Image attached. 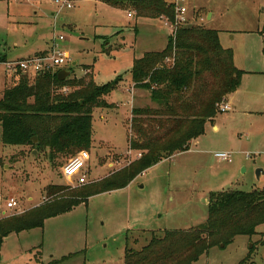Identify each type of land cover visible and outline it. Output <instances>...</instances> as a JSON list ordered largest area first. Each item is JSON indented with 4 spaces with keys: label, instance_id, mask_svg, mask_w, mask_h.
<instances>
[{
    "label": "rangeland",
    "instance_id": "obj_1",
    "mask_svg": "<svg viewBox=\"0 0 264 264\" xmlns=\"http://www.w3.org/2000/svg\"><path fill=\"white\" fill-rule=\"evenodd\" d=\"M67 2L71 8L61 9L54 0H0L1 61L33 59L48 54L55 44L70 56L71 63L62 66L70 73L67 79L84 77L89 66L97 85L120 77L124 81L106 97L112 108L96 109L93 115L94 148L89 151L86 185L64 178L71 158L52 162L46 149L5 146L0 141V196L15 197L23 207L20 215L7 220L27 218L39 207L65 209L71 198L81 197L82 187L130 174L141 159L130 147L131 140L142 139L132 128V96L126 82L134 61L162 50L173 30L162 21L137 18L128 5ZM178 3L188 11L185 27L219 30L221 45L233 50L235 66L245 72L240 88L222 100L232 111L218 112L189 151L147 169L127 188L93 195L71 212L48 219L42 229L9 235L0 247V264H125L127 249L140 250L152 234L187 232L206 223L212 193L264 190V175L257 177L258 169L264 171V0ZM17 82L0 64V99ZM149 99L133 109H158ZM148 124L160 129L155 122ZM215 125L219 130L214 131ZM220 152L231 153L233 163L220 162L215 157ZM53 185L64 188L56 199L47 195ZM249 256L246 264H264V225L253 237L239 236L227 247L212 248L195 264H241Z\"/></svg>",
    "mask_w": 264,
    "mask_h": 264
},
{
    "label": "trees",
    "instance_id": "obj_2",
    "mask_svg": "<svg viewBox=\"0 0 264 264\" xmlns=\"http://www.w3.org/2000/svg\"><path fill=\"white\" fill-rule=\"evenodd\" d=\"M96 1L115 8L128 5L137 18H166L171 22L175 18L173 1ZM219 35V31L202 26L182 27L176 38L170 37L164 51L150 52L135 60L131 69L135 88L149 91L152 102L159 107L132 112V128L142 139L130 142L131 149L142 154L135 169L130 174L82 187L81 197L71 198L72 203L65 209L39 207L27 218L1 221L0 247L9 235L42 229L48 219L71 212L93 195L125 189L147 169L188 151L191 142L205 134L206 124L216 118L217 105L240 88L245 75L235 66L233 50L221 46ZM5 62L0 59V63ZM90 70L86 66L84 77L64 81L58 79L61 70L38 75L34 83L30 76L22 75L0 99L1 143L36 151L46 149L52 162L89 152L93 143V113L96 109L112 108L106 97L123 81L120 77L113 83L97 85ZM65 88L73 91L67 95L59 93ZM148 121L155 122L160 129L146 125ZM62 190L60 186H49L47 195L56 199ZM262 225L264 190L212 193L206 223L187 232L152 234L150 242L140 250L127 249L125 264H195L212 248L221 244L227 247L239 236H255ZM71 258L65 257L62 262Z\"/></svg>",
    "mask_w": 264,
    "mask_h": 264
},
{
    "label": "built area",
    "instance_id": "obj_3",
    "mask_svg": "<svg viewBox=\"0 0 264 264\" xmlns=\"http://www.w3.org/2000/svg\"><path fill=\"white\" fill-rule=\"evenodd\" d=\"M55 3L61 4V9L71 8L72 5L67 0H54ZM179 0H174L175 4V18L171 22L166 18V25L173 30V39L176 38L177 31L189 24L188 11L185 7L181 6ZM61 41L63 37L59 38ZM170 62V60H168ZM71 63L70 56L67 53L62 52L54 44L52 50L48 54L39 55L33 59L19 60L5 63L9 71L10 78H14L19 81L22 75L37 77L47 73H57L62 69V66ZM218 112H230L232 108L227 105L225 101L218 105ZM142 154L138 153L137 157L141 158ZM215 157L220 162L232 164L233 155L231 153L220 152L216 153ZM90 161V155L88 152H81L77 156L71 158L63 169V176L70 182H76L78 186H83L89 183L88 181V162ZM23 212L22 204L15 197H1L0 196V222L10 218L14 215H20Z\"/></svg>",
    "mask_w": 264,
    "mask_h": 264
},
{
    "label": "crops",
    "instance_id": "obj_4",
    "mask_svg": "<svg viewBox=\"0 0 264 264\" xmlns=\"http://www.w3.org/2000/svg\"><path fill=\"white\" fill-rule=\"evenodd\" d=\"M29 1V0H28ZM30 1H35V2H38V1H40V0H30ZM81 1H84V0H81ZM92 1H96V0H92ZM180 1V0H179ZM76 2V1H75ZM174 2V1H173ZM181 6H182V4L181 3H179ZM184 7V6H183ZM135 14V13H134ZM213 18V15L211 14V13H209L208 15H207V19L208 20H211ZM139 19H145V18H139ZM189 19V18H188ZM149 21H162L165 25H166V23L163 21V19L161 18V19H156V20H151V19H148ZM207 28V27H206ZM208 29V28H207ZM137 31H138V29H136ZM214 30V29H213ZM217 31H219V30H217ZM220 32V31H219ZM172 35H171V32H170V35L168 36V41H167V44L165 45V47L162 49V50H160V51H153V52H162V51H164L165 49H166V47H167V45H168V43L170 42V37H171ZM219 39L221 40V33H220V35H219ZM221 44V43H220ZM54 45V44H53ZM222 46V45H221ZM223 47V46H222ZM224 49H226L225 47H223ZM50 52V51H49ZM234 58H235V56H234ZM5 59V58H4ZM3 61H6L5 63H8V62H11V61H7V59H5V60H3ZM5 63H0V64H2V65H5ZM235 63V62H234ZM6 66V65H5ZM73 66L74 67H77L78 66V64L77 63H73ZM133 67V66H132ZM61 71H62V69H61ZM63 71H65V70H63ZM90 72V71H89ZM85 74H86V71H85ZM93 75V74H92ZM85 76V75H84ZM34 78H36V77H34ZM72 79H74V78H72ZM77 79H80V78H77ZM17 81V80H16ZM123 81H124V79H123ZM122 81V82H123ZM121 82V83H122ZM127 84H129V88L131 89V91H130V95L132 96V100H131V104H132V110H131V117H130V120H131V122H132V119H133V114H132V111L134 110L133 108L135 107V105H138V106H141L142 107V103L144 102H146V100L147 99H149V101H150V104H152L153 102H152V100H151V95H150V92L149 91H147V90H142V89H136L135 88V84L133 83V80H132V75H131V73H130V76L128 77V79H127V82H126ZM121 85V84H120ZM230 96V95H229ZM229 96H227L225 99V101H227L228 100V97ZM141 103V104H140ZM113 106V105H112ZM231 107V106H230ZM232 108V107H231ZM111 109V108H110ZM138 109H143V108H138ZM100 110H102V109H100ZM94 113H95V111H94ZM94 113H93V115H94ZM132 118V119H131ZM103 119H105V117L103 116ZM214 120H212V121H210V122H213ZM93 122H94V116H93ZM209 123V122H208ZM213 129H214V131H217V130H219V127L217 126V125H215L214 127H213ZM94 125H93V143H94ZM130 141V140H129ZM195 141V140H194ZM194 141H192V142H194ZM192 142H191V144H190V147H189V150H190V148H191V145H192ZM92 143V149L94 148V144ZM92 149H91V151H92ZM188 150V151H189ZM139 153V152H138ZM137 153V154H138ZM88 154L89 155H91L89 152H88ZM179 154V153H178ZM175 155H177V154H175ZM174 155V156H175ZM174 156H172V157H174ZM171 157V158H172ZM171 158H169V159H171ZM90 159H91V156H90ZM169 159H166V160H169ZM164 161V160H163ZM89 163V162H88ZM229 164V163H228ZM113 166V164H110V167H112ZM259 170V169H258ZM264 175V171L262 170V172H261V175L260 176H263ZM203 201H205V200H203ZM45 227V226H44ZM40 247H42V246H40ZM37 250L39 251V252H41V250H42V248H37ZM70 260V259H69ZM67 261V260H66ZM40 263H42V261H40ZM38 264V263H37Z\"/></svg>",
    "mask_w": 264,
    "mask_h": 264
},
{
    "label": "water",
    "instance_id": "obj_5",
    "mask_svg": "<svg viewBox=\"0 0 264 264\" xmlns=\"http://www.w3.org/2000/svg\"><path fill=\"white\" fill-rule=\"evenodd\" d=\"M69 75H70L69 72L61 71L59 73V75H58V79H59V81H64V80H66L69 77ZM34 142L37 143V139L36 138L34 139ZM261 172H262L261 169L257 170V177H260Z\"/></svg>",
    "mask_w": 264,
    "mask_h": 264
},
{
    "label": "bare ground",
    "instance_id": "obj_6",
    "mask_svg": "<svg viewBox=\"0 0 264 264\" xmlns=\"http://www.w3.org/2000/svg\"><path fill=\"white\" fill-rule=\"evenodd\" d=\"M63 71V70H62Z\"/></svg>",
    "mask_w": 264,
    "mask_h": 264
}]
</instances>
